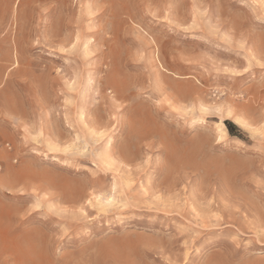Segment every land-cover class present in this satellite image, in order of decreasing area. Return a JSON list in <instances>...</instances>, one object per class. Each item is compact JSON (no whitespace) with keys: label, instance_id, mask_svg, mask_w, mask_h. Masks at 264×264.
Instances as JSON below:
<instances>
[{"label":"rangeland","instance_id":"rangeland-1","mask_svg":"<svg viewBox=\"0 0 264 264\" xmlns=\"http://www.w3.org/2000/svg\"><path fill=\"white\" fill-rule=\"evenodd\" d=\"M262 34L264 0H0V264H264Z\"/></svg>","mask_w":264,"mask_h":264},{"label":"trees","instance_id":"trees-1","mask_svg":"<svg viewBox=\"0 0 264 264\" xmlns=\"http://www.w3.org/2000/svg\"><path fill=\"white\" fill-rule=\"evenodd\" d=\"M224 123H226L227 125H230V122H228V121L227 122L225 121ZM229 131L231 133V129H229Z\"/></svg>","mask_w":264,"mask_h":264},{"label":"bare ground","instance_id":"bare-ground-1","mask_svg":"<svg viewBox=\"0 0 264 264\" xmlns=\"http://www.w3.org/2000/svg\"><path fill=\"white\" fill-rule=\"evenodd\" d=\"M262 35H264V34H262ZM223 129V128H222ZM72 199V198H71Z\"/></svg>","mask_w":264,"mask_h":264}]
</instances>
